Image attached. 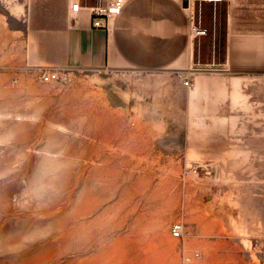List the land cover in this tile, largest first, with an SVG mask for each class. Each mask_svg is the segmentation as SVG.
Listing matches in <instances>:
<instances>
[{
    "label": "rangeland",
    "instance_id": "obj_1",
    "mask_svg": "<svg viewBox=\"0 0 264 264\" xmlns=\"http://www.w3.org/2000/svg\"><path fill=\"white\" fill-rule=\"evenodd\" d=\"M219 2L183 93L180 72L42 81L49 38L30 34L29 0H0V264H264V73L204 66Z\"/></svg>",
    "mask_w": 264,
    "mask_h": 264
},
{
    "label": "crops",
    "instance_id": "obj_2",
    "mask_svg": "<svg viewBox=\"0 0 264 264\" xmlns=\"http://www.w3.org/2000/svg\"><path fill=\"white\" fill-rule=\"evenodd\" d=\"M83 2L90 5L95 0ZM219 3L223 39L220 46L217 39L205 41L204 66L264 73V0ZM192 15L183 0H126L122 14L112 18L107 28L98 29L92 27L89 7L73 9L69 0H29L27 9L30 34L49 38L42 43L40 65L74 71L154 72L161 78L187 74L195 64ZM221 84L218 74L203 78L204 92L210 95L219 93ZM176 87L183 93L193 91L182 81Z\"/></svg>",
    "mask_w": 264,
    "mask_h": 264
},
{
    "label": "built area",
    "instance_id": "obj_3",
    "mask_svg": "<svg viewBox=\"0 0 264 264\" xmlns=\"http://www.w3.org/2000/svg\"><path fill=\"white\" fill-rule=\"evenodd\" d=\"M73 9L82 8L83 6L89 7L91 11L92 27L93 28H107L108 22L122 14L126 0H95V3L86 5L83 0H69ZM221 0H189L188 9L192 10V24H191V36L202 37L207 33V29L203 28V8L216 5ZM198 8V15H195V10ZM215 8V7H214ZM214 11H216L214 9ZM183 84L187 87L191 86V80L189 75L180 72L178 74ZM40 78L42 81L48 82L52 80H59L66 82L70 78V70L61 67H45L40 70ZM172 233L175 237H184L185 231L182 223L176 222L172 225ZM200 252H196L193 255H185L184 261L191 262L195 259H200Z\"/></svg>",
    "mask_w": 264,
    "mask_h": 264
},
{
    "label": "bare ground",
    "instance_id": "obj_4",
    "mask_svg": "<svg viewBox=\"0 0 264 264\" xmlns=\"http://www.w3.org/2000/svg\"><path fill=\"white\" fill-rule=\"evenodd\" d=\"M141 202V201H140ZM136 205H138V204H136ZM134 207V206H133ZM146 217H145V213H143V214H141V215H139L138 216V219L136 218V221L137 222H141L142 220H144ZM135 222V221H134Z\"/></svg>",
    "mask_w": 264,
    "mask_h": 264
},
{
    "label": "water",
    "instance_id": "obj_5",
    "mask_svg": "<svg viewBox=\"0 0 264 264\" xmlns=\"http://www.w3.org/2000/svg\"><path fill=\"white\" fill-rule=\"evenodd\" d=\"M183 6L188 8L189 7V0H183Z\"/></svg>",
    "mask_w": 264,
    "mask_h": 264
}]
</instances>
